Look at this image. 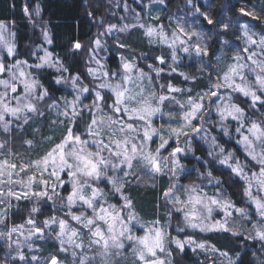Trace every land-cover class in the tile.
I'll return each instance as SVG.
<instances>
[{
    "label": "rangeland",
    "instance_id": "374dc122",
    "mask_svg": "<svg viewBox=\"0 0 264 264\" xmlns=\"http://www.w3.org/2000/svg\"><path fill=\"white\" fill-rule=\"evenodd\" d=\"M134 1L143 12L124 7L116 22L96 30L87 57V73L96 81L92 88L76 76L63 77L37 11L24 7L33 37L31 61L14 57L12 20H0V264H174L173 248L209 251L204 243L194 246L191 237L170 235L169 220L148 219L134 207L124 184L136 173L170 176L166 198L189 229L235 233L247 226L264 242V130L256 117L261 113L264 119V34L238 22L220 40L209 93H194L186 64L200 60L203 41L200 32L189 34L194 20L181 19L184 35L174 24L178 15L162 20L161 0ZM191 4L187 0L188 18L202 14ZM132 28L149 44L166 48L160 64L140 65L118 50V66L107 64L106 36ZM44 67L63 73L57 79L65 89L56 98L41 83ZM171 74L186 83L168 81ZM234 92L249 99L254 113L235 104ZM103 93L114 97L108 108ZM82 110L92 121L79 138L72 124ZM211 127L234 139L246 158L220 145ZM19 128L34 135L26 139L28 155L9 150ZM195 141L207 144L215 161L245 183V204L228 198L210 168L184 162ZM189 172L199 179L183 183L180 178ZM67 182L70 189L61 194ZM107 191L117 202L106 199ZM18 200L31 202L28 210L17 209L24 218L14 223L10 211ZM44 204L53 211L43 218ZM48 243L59 256L46 263L41 245Z\"/></svg>",
    "mask_w": 264,
    "mask_h": 264
},
{
    "label": "trees",
    "instance_id": "16d2710c",
    "mask_svg": "<svg viewBox=\"0 0 264 264\" xmlns=\"http://www.w3.org/2000/svg\"><path fill=\"white\" fill-rule=\"evenodd\" d=\"M164 8L163 21L167 18L178 15L174 22L179 31L187 35L184 29L180 28L181 19L194 20L190 27V33L198 31L202 35V55L199 61L191 60L186 64L187 71L193 77L189 80L192 92L207 91L209 93L214 82L215 56L220 48L222 36L229 38L230 32L237 23H247L264 34V0H192V9L196 8L202 14L193 15L188 18L186 11L187 0H161ZM135 2V1H134ZM24 7L29 10L37 11L39 17L44 21L49 34L51 55L58 59L63 66V72L66 76H76L80 81L86 83L90 88L95 86V80L87 73L88 50L93 42L96 30L101 28L104 31L105 25L112 20H118V16L123 14V8L129 7L142 11V7L132 0H0V20H7L13 23L15 35L17 58L28 59L29 44L33 40L31 35V26L28 16L24 12ZM143 12V11H142ZM179 25V26H178ZM183 30V31H182ZM100 33V32H98ZM107 64L109 66H118V50L123 54H130L136 57L137 63L151 61L159 63L157 58L161 54L166 55V48L160 45H151L143 37L142 32L137 29H130L126 34L116 33L114 36H106ZM82 43L81 46H76ZM90 43V44H89ZM143 56L144 57L143 59ZM31 61V59H28ZM160 64V63H159ZM185 65V63H182ZM61 71H55L44 67L39 76L45 90L49 93L51 99L56 98L64 92L65 86L57 78ZM38 77V75H37ZM61 77V76H60ZM175 84H185L175 74L168 76ZM232 100L243 112L254 113L247 97L238 92L231 94ZM264 98V95H262ZM103 105L108 108L114 100L108 93L102 94ZM259 125L264 130V119L262 114H256ZM92 118L89 112L78 111L73 116V135L82 136L86 131ZM43 128V126H42ZM217 135L220 145L225 149L235 151L237 155L246 158L241 148L234 139H228L219 130L211 127ZM34 136L30 131L17 129L14 134L13 144L9 150L15 154H29V148L26 145V139ZM43 136H40L42 138ZM191 153L184 156V162L193 168L200 170L210 168L214 177L218 179V184L222 191H225L228 198L236 205L245 204V183L232 171L217 163L209 152V146L202 142L195 141L192 144ZM252 165V164H251ZM140 169H138L139 171ZM137 172V171H136ZM190 174V175H189ZM140 178L145 179L142 181ZM191 178H198L197 173H186L181 181L184 183L192 181ZM169 175H147L138 174L130 176L124 184V192L134 207L146 218L169 220L170 235L184 239L191 237L193 245L204 243L208 248L207 252H199L197 248L183 247L172 249L174 264H264V242L255 237L254 231L249 227H241L238 232L230 230H205L197 231L185 226L182 214L175 211L166 198V192L169 189ZM107 189L108 185H105ZM70 189L69 183L62 187L61 194H66ZM106 189V190H107ZM117 195L110 191L106 193V199L117 202ZM27 200H18L14 202L10 213L14 216L13 222L18 223L24 218V213L17 212V209L26 210L29 207ZM44 214L53 211L50 204H44ZM9 213V214H10ZM246 222V221H245ZM179 227H183L179 230ZM242 230V231H241ZM244 230V231H243ZM41 245L43 253L47 255L45 262L55 254L58 255L57 247L53 243ZM212 249V251L210 250ZM212 252V254H211ZM1 254V250H0ZM59 256V255H58Z\"/></svg>",
    "mask_w": 264,
    "mask_h": 264
}]
</instances>
